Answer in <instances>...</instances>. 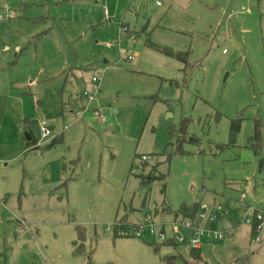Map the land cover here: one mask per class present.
<instances>
[{
    "label": "rangeland",
    "instance_id": "obj_1",
    "mask_svg": "<svg viewBox=\"0 0 264 264\" xmlns=\"http://www.w3.org/2000/svg\"><path fill=\"white\" fill-rule=\"evenodd\" d=\"M161 2L0 0L15 11L0 19V110L18 78L63 112L47 119L63 135L57 169L39 153L9 161L0 143V264H264V225L243 222L264 213V0ZM27 112L43 118L34 101ZM196 203L205 219L178 211ZM145 216L155 235L136 237ZM175 220L232 235L203 238L194 258L168 242Z\"/></svg>",
    "mask_w": 264,
    "mask_h": 264
},
{
    "label": "crops",
    "instance_id": "obj_2",
    "mask_svg": "<svg viewBox=\"0 0 264 264\" xmlns=\"http://www.w3.org/2000/svg\"><path fill=\"white\" fill-rule=\"evenodd\" d=\"M101 12L104 15L103 10ZM8 82H11V84L3 90L1 97L4 98V103L0 110V143H5L13 149L7 160L14 161L19 159L26 164V160L24 159L26 153L30 154L32 152L33 155L39 153V155L45 157V159L44 157L42 159V169L52 171L53 165L57 169L63 161V155L61 153L54 154L52 150H55L53 149L56 147L55 145L62 142L63 135L58 133L57 135L53 134L52 136L49 134L50 136L42 137L40 126L47 121L49 128L48 116L62 115V98L57 96L52 101L51 107H49L48 101H44L42 96H36L32 92L33 98L27 97L28 92L24 90V85H20L21 81L18 78H14L13 80L8 79ZM33 101L34 107L37 106L38 111L43 116L40 120H37L36 117L34 119L28 118L32 113L29 114L27 109L30 107V103L33 107ZM56 137L61 138L54 145L48 146L49 142ZM61 180L62 176H58L57 180L50 179L45 184L60 182Z\"/></svg>",
    "mask_w": 264,
    "mask_h": 264
},
{
    "label": "built area",
    "instance_id": "obj_3",
    "mask_svg": "<svg viewBox=\"0 0 264 264\" xmlns=\"http://www.w3.org/2000/svg\"><path fill=\"white\" fill-rule=\"evenodd\" d=\"M154 3L157 6H160L162 4L161 0H153ZM104 15H106V11L103 10ZM15 15V11L14 9H10L8 7H1L0 6V19L1 20H7L9 18H12ZM130 57V56H128ZM91 80L93 82L97 81L95 76H92ZM94 89H96L95 86H93V91ZM93 91L88 92V91H84L82 93V95H84V97L88 100L91 101L94 98L93 95ZM41 128V135L42 137H47V135L50 134V128H48L47 126V121L42 123V125L40 126ZM147 158V156L145 155H141V159L145 160ZM205 189L200 191V194H204ZM217 210L221 211L223 214H227V210L224 209L222 207V205H217ZM199 212V217L202 219H205L206 216V207H204L203 205H198L197 210ZM251 218H244V223L246 224H250L252 226V228L254 230H260L261 227L264 225V213L261 211H258L256 209H253L252 214H251ZM146 223H143V225H136L135 226V231H134V235L136 237H140L141 232H146V234L148 236L152 235L154 236V225L151 222V219L149 216H145L144 217ZM210 222L215 220V217H209L208 219ZM182 221H174L172 223V232L174 234L173 239H175L178 243L184 244L185 246L190 247H194V248H198L199 245L202 242L203 238H212L215 240H221L224 237L230 236L232 235V230H228L226 232L221 231V232H217V231H211L210 229H203L201 227L198 226H194L190 221H183V223H181ZM182 224V226L184 227L185 231H186V235L183 234H179L178 233V226ZM121 230L120 233L124 234V230L123 229H119ZM158 237L162 240H165V234H163V232L160 230L158 231Z\"/></svg>",
    "mask_w": 264,
    "mask_h": 264
},
{
    "label": "trees",
    "instance_id": "obj_4",
    "mask_svg": "<svg viewBox=\"0 0 264 264\" xmlns=\"http://www.w3.org/2000/svg\"><path fill=\"white\" fill-rule=\"evenodd\" d=\"M43 1V0H41ZM15 3H18L19 5L21 6H25L26 5V0H14ZM148 46L152 47L153 49H157V50H160L161 52L165 53V54H168V55H172L176 58H178L179 60H181L182 62H185L186 59H185V56H186V52L185 53H181V52H173L171 49H168V48H165V47H161L157 44H152V43H148ZM258 122V121H256ZM239 130V123L237 120H235L234 122H232L231 124V128H230V134H229V139L230 141H233L234 140V137L236 135V133L238 132ZM61 137H56L54 138L53 140H51L48 144V146H52L54 145L55 143H57L59 140H60ZM249 142L250 144L252 145L253 147V151L254 153L256 154H259V150L261 148V142H262V138H261V130H260V127H259V124H256L255 127H254V131L253 133L250 135L249 137ZM250 147V146H249ZM141 168H143L142 164H141ZM141 178L142 181H146V182H149L150 180L152 179H156L157 177L159 178H163V174H161L160 172L156 174H151L149 173L147 176H143L142 173H141V176H139ZM198 205L199 203L195 204L194 206H181L179 208V212L182 214V216L184 217H191V215L196 212L197 208H198ZM168 242L172 245L174 244H177L178 242L175 240V239H169ZM189 249V255L193 256L194 258H200V248H194V247H190L188 248Z\"/></svg>",
    "mask_w": 264,
    "mask_h": 264
}]
</instances>
